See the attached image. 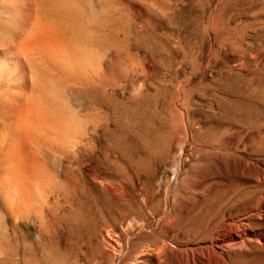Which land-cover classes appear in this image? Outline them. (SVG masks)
<instances>
[{
  "label": "rangeland",
  "instance_id": "1",
  "mask_svg": "<svg viewBox=\"0 0 264 264\" xmlns=\"http://www.w3.org/2000/svg\"><path fill=\"white\" fill-rule=\"evenodd\" d=\"M0 135V264H264V0H0Z\"/></svg>",
  "mask_w": 264,
  "mask_h": 264
},
{
  "label": "bare ground",
  "instance_id": "2",
  "mask_svg": "<svg viewBox=\"0 0 264 264\" xmlns=\"http://www.w3.org/2000/svg\"><path fill=\"white\" fill-rule=\"evenodd\" d=\"M34 1V0H33ZM13 93V92H12ZM15 97V96H14ZM10 98V97H9ZM15 99V98H14ZM30 99V98H29ZM21 100V99H20ZM26 101L28 102V99H26ZM25 101V102H26ZM4 102V101H3ZM27 102H26V104H27ZM31 103V102H30ZM18 104V103H17ZM22 103H20V105H21ZM23 104H24V102H23ZM28 106V105H27ZM15 107V106H14ZM17 107V106H16ZM34 107H37V106H34ZM28 108V107H27ZM23 109V108H22ZM25 109V108H24ZM21 110V109H20ZM26 110V109H25ZM34 110V109H33ZM35 113H37V112H35ZM39 113V112H38ZM26 114V113H25ZM24 114V115H25ZM5 115V114H4ZM21 115V114H20ZM38 115V114H37ZM40 115H42L43 116V114H40ZM22 116V115H21ZM29 116H30V113H29ZM39 116V115H38ZM13 117V116H12ZM41 118V117H40ZM45 118V117H44ZM28 119V118H27ZM46 119H47V117H46ZM13 120V119H12ZM44 120V119H43ZM45 121V120H44ZM34 122V121H33ZM46 122V121H45ZM49 122V121H48ZM51 122V121H50ZM3 123V122H2ZM24 123V122H23ZM22 123V124H23ZM55 123V122H54ZM13 124V123H12ZM26 124V123H25ZM47 124V123H46ZM46 124H44V125H46ZM48 125V124H47ZM39 126H41V124L39 125ZM42 127V126H41ZM36 128H37V125H36ZM35 130V129H34ZM33 130V131H34ZM38 130V129H37ZM27 131V130H26ZM32 131V132H33ZM44 131H45V129H44ZM50 132V131H49ZM45 133H46V131H45ZM13 134V133H12ZM44 134V133H43ZM49 134V133H48ZM27 135V134H26ZM1 136V135H0ZM31 136V135H30ZM35 136V138H36V135H34ZM43 136H45V135H43ZM28 137V136H27ZM26 137V138H27ZM29 138V137H28ZM33 138V137H32ZM39 138V137H38ZM38 138H36V139H38ZM47 139V138H46ZM6 140V139H5ZM4 140V141H5ZM32 140H34V139H32ZM31 140V138L29 139V141L31 142L32 141ZM28 142V141H27ZM33 143H34V141H33ZM34 145V144H33ZM54 145V144H53ZM23 146V145H22ZM32 146V145H31ZM48 146V145H47ZM16 147H17V145H16ZM35 148V147H34ZM17 149H19V147L17 148ZM31 149V148H30ZM46 149H48V148H46ZM53 149V148H52ZM20 151V150H19ZM30 151V150H29ZM38 151V150H37ZM49 151V150H48ZM21 152V151H20ZM46 152V151H45ZM55 152V151H54ZM37 153H39V152H37ZM46 154V153H45ZM45 154H43V155H45ZM23 155V154H22ZM33 155H35V154H33ZM37 155V154H36ZM35 155V156H36ZM23 156H28L27 155V153H26V155L24 154ZM29 157V156H28ZM27 157V158H28ZM38 157H39V154H38ZM26 158V157H25ZM26 158V162H25V160L23 161V163L25 162V165L27 164V162H28V164H29V162H30V160H28V159H30V158H28L27 159ZM33 158V157H32ZM36 160H37V158H35ZM28 160V161H27ZM38 160H39V158H38ZM34 162V161H33ZM35 163H36V161H35ZM21 164V163H20ZM27 164V165H28ZM249 164V163H248ZM259 164V163H258ZM264 164V163H263ZM48 165H50V164H48ZM254 165V164H253ZM33 166V165H32ZM40 166V165H39ZM255 166V165H254ZM261 166V165H260ZM262 168V167H261ZM50 169V168H49ZM57 169V168H56ZM8 170V169H7ZM37 170V169H36ZM40 171V170H39ZM261 172V171H260ZM259 172V173H260ZM40 177H42V176H40ZM53 178V177H52ZM30 179V178H29ZM28 179V180H29ZM45 179V178H44ZM24 180V179H23ZM40 180V179H39ZM47 180V179H46ZM54 180V179H53ZM260 180L263 182L264 181V173L261 175V178H260ZM259 180V181H260ZM26 183H27V181H26V178H25V180H24ZM23 181V182H24ZM58 182V181H57ZM26 183H24V184H26ZM31 182L29 181V183H28V185L30 184ZM50 183V182H49ZM38 184H36L35 186H37ZM65 185V184H64ZM11 186V185H10ZM21 186V185H20ZM26 186H27V184H26ZM25 186V187H26ZM30 186V185H29ZM4 188V190L6 189V186H3ZM24 187V186H23ZM49 187H51V185L49 186ZM63 187V186H62ZM15 188V187H14ZM16 189V188H15ZM15 189H13L14 190V192L12 193V192H10V193H12L13 194V196L15 195L14 193L15 192H17V189H16V191H15ZM18 189H19V187H18ZM46 189V188H45ZM3 190V191H4ZM41 190V189H40ZM47 190V189H46ZM50 190H52L53 191V189H50ZM56 192V191H55ZM54 193V192H53ZM44 194V193H43ZM264 194V193H263ZM11 195V194H10ZM18 195V194H17ZM22 195V194H21ZM29 195V194H28ZM40 196H42V195H40ZM45 196V195H44ZM55 196V195H54ZM9 197H12V195L11 196H9ZM8 197V199L10 200V198ZM33 197V196H32ZM262 197V196H261ZM5 198H6V195H5ZM44 198V197H43ZM245 198V197H244ZM67 199V198H66ZM236 199V198H235ZM15 200V199H14ZM56 200V199H55ZM48 202H49V200H47ZM68 202H69V200H68ZM16 204V203H15ZM41 204V203H40ZM46 204V203H45ZM262 204V203H261ZM235 205V204H234ZM263 205V204H262ZM13 207V206H12ZM11 207V208H12ZM65 211V210H64ZM46 212V211H45ZM244 212V211H243ZM10 213V212H9ZM43 213V212H42ZM60 213V212H59ZM261 214H262V216H263V218H264V207L261 209ZM19 215V214H18ZM24 215V214H23ZM46 215V214H45ZM50 215V214H49ZM56 215V214H55ZM6 216V215H5ZM5 216H4V218H5ZM56 216H58V215H56ZM53 217V216H52ZM61 217V216H60ZM28 218V217H27ZM54 218V217H53ZM79 218V217H78ZM217 218V217H216ZM248 218V217H247ZM43 219H44V217H43ZM20 220V219H19ZM47 220V219H46ZM49 220H51V219H49ZM262 220H264V219H262ZM52 222V221H51ZM55 222V221H54ZM57 222V221H56ZM244 222V221H243ZM245 223V222H244ZM228 224V223H227ZM80 225V224H79ZM239 225V224H238ZM246 225H248V224H246ZM1 226V225H0ZM231 226V225H230ZM242 226L244 227V225L242 224ZM128 227V226H127ZM14 229V228H13ZM17 229V228H16ZM81 229V228H80ZM109 229H111V228H109ZM227 229V228H226ZM225 229V230H226ZM103 230V229H102ZM47 231V230H46ZM49 231V230H48ZM11 232V231H10ZM19 232V231H18ZM102 232V231H101ZM96 233V232H95ZM109 233V232H108ZM113 233H115V232H113ZM9 234V233H8ZM49 234V233H48ZM109 235V234H108ZM10 236V235H9ZM94 236H96V235H94ZM119 236V235H118ZM224 236V235H223ZM110 237V236H109ZM116 237V236H115ZM92 238V237H91ZM106 239V238H105ZM115 239H117V237L115 238ZM4 240V239H3ZM2 240V241H3ZM118 241V240H117ZM220 241H222V242H226V244L228 243H231L230 245H232V243H234V244H245V243H247V242H250V241H256L257 243L259 242L261 245H264V224H262L258 229H253L252 227H249V225L247 226V227H244V229H243V231L239 234V233H230L227 237H225V238H222ZM217 242H219V241H217ZM21 243H23V242H21ZM111 243V242H110ZM166 243V242H165ZM164 243V244H165ZM1 244V243H0ZM167 244V243H166ZM225 244V243H224ZM225 244V245H226ZM251 244V243H250ZM221 245V244H220ZM225 245H223V246H225ZM246 245V244H245ZM1 246V245H0ZM26 246V245H25ZM114 246V245H113ZM149 246V245H148ZM152 246V245H151ZM203 246V245H202ZM209 246V245H208ZM222 246V247H223ZM110 247V246H109ZM162 247H163V245H162ZM207 247V246H206ZM244 247V246H243ZM251 247V246H250ZM34 248V247H33ZM37 248V247H36ZM199 248V247H198ZM234 248V247H233ZM245 248V247H244ZM258 248V247H257ZM5 249V248H4ZM152 249V248H151ZM155 249V248H154ZM161 249V248H160ZM165 249V248H164ZM263 249H264V246H263ZM35 250V249H34ZM143 250V249H142ZM185 250V249H184ZM239 250V249H238ZM247 250V249H246ZM8 251V250H7ZM13 251V250H12ZM17 251V250H16ZM21 251V250H20ZM137 251V250H136ZM167 251V250H166ZM193 251V250H192ZM245 251V250H244ZM35 252V251H34ZM138 252V251H137ZM136 252V253H137ZM141 252V251H140ZM235 252V251H234ZM253 252V251H252ZM256 252V251H255ZM7 253V252H6ZM13 253H15V252H13ZM166 253V252H165ZM203 253V252H202ZM212 253V252H211ZM245 253V252H244ZM8 254H10V253H8ZM19 254V253H18ZM123 254V253H122ZM139 254V253H138ZM143 254H146V253H141V254H139V255H137V258H136V260L135 261H132L131 262V264H140L142 261L141 260H143L142 259V257H143ZM205 254V253H204ZM7 255V254H6ZM11 255V254H10ZM38 255V254H37ZM53 255V254H52ZM162 255V254H161ZM190 255V254H189ZM200 255H202V254H200ZM209 255H211V254H209ZM1 256V255H0ZM5 256V255H4ZM15 256V255H14ZM46 256H48V255H46ZM50 256V255H49ZM48 256V257H49ZM193 256H194V253H193ZM199 256V255H198ZM220 256V255H219ZM238 256V255H237ZM11 257V256H10ZM19 257V256H18ZM54 257V256H53ZM215 257H216V255H215ZM223 257V256H222ZM55 258V257H54ZM196 258V257H195ZM36 259V258H35ZM135 259V258H134ZM133 259V260H134ZM164 259V258H163ZM49 260V259H48ZM48 260H47V262H48ZM69 260V259H68ZM114 260V259H113ZM145 260V259H144ZM30 261V260H29ZM141 261V262H140ZM195 261V260H194ZM8 262V261H7ZM28 262V261H27ZM43 262V261H42ZM54 262V261H53ZM156 262V261H155ZM191 262V261H190ZM196 262V261H195ZM39 263V262H38ZM128 263V262H127ZM126 263V264H127ZM150 263V262H149ZM8 264V263H7ZM13 264V263H12ZM36 264V263H35ZM113 264V263H112ZM142 264V263H141Z\"/></svg>",
  "mask_w": 264,
  "mask_h": 264
}]
</instances>
